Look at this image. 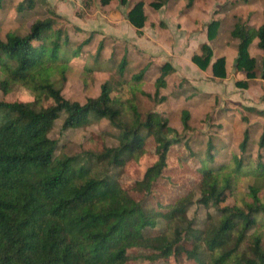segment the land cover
Segmentation results:
<instances>
[{
    "label": "trees",
    "instance_id": "obj_1",
    "mask_svg": "<svg viewBox=\"0 0 264 264\" xmlns=\"http://www.w3.org/2000/svg\"><path fill=\"white\" fill-rule=\"evenodd\" d=\"M165 2L152 0L149 5L158 9ZM192 5L193 0H188L186 8ZM17 6L22 9L23 3ZM145 15L144 3L138 1L127 19L139 30ZM218 25L217 20L207 24L209 40ZM231 36L239 40L236 68L248 78L256 75L255 58L248 52L249 44L256 40L262 51L260 76L264 79V23L255 27L236 22ZM91 40L92 36L80 43L70 40L60 28H54L51 18L34 19L25 34L8 31L4 38L0 35V72L4 75L0 89L6 94L13 83H19L34 96L31 101L0 99V264H143L139 263L142 257H149L144 264H159L171 255L179 261L181 252L192 264H264V131L256 141L244 131L238 152L217 165L223 145L217 147L211 138L203 154L188 150L184 161H192L190 167L198 174L193 183L200 193L196 202L219 211L203 229L193 227L186 214L194 202L191 187L178 190V200L166 212L149 211L145 199L131 194L134 187L122 185L114 175L93 174L90 166L79 162L78 155L55 156L56 142L48 133L62 113L63 128L105 118L120 130L118 145L104 149L98 157L115 167L132 158L139 160L149 139L153 140L155 161L134 183L148 196L152 185L165 178L170 154L181 149L182 138L168 126L164 112L151 110L144 118L138 112L136 94L150 95L142 91V71L127 78L126 55L114 67L123 80L121 91L104 82L100 93L83 104L62 95L72 60ZM102 49L100 41L94 55L96 67L83 64L86 75L104 68L100 66ZM212 56L211 46L202 43L192 61L201 69L210 65L215 77H225V57L212 61ZM110 61H114L112 56L106 62ZM171 69L163 65L155 80L152 99L156 102L165 100L159 91ZM124 88L130 97H124ZM246 108L264 116V109ZM181 114L183 129H189V111L183 109ZM250 144L257 146L255 156L248 150ZM195 155H200L197 162ZM248 175L254 178L248 186L250 200L221 207L229 196L236 197L239 178Z\"/></svg>",
    "mask_w": 264,
    "mask_h": 264
},
{
    "label": "rangeland",
    "instance_id": "obj_2",
    "mask_svg": "<svg viewBox=\"0 0 264 264\" xmlns=\"http://www.w3.org/2000/svg\"><path fill=\"white\" fill-rule=\"evenodd\" d=\"M138 1H142L146 7L145 24L139 30L127 19L128 11ZM151 1L3 0L0 6V35L4 38L8 31L25 34L34 19L51 18L54 28H60L76 43L92 36V40L83 46V53L72 60L61 91L65 98L81 104L90 97H96L104 82L121 91L123 80L114 67L126 55L130 67L127 78L142 71L141 88L150 95L140 92L136 94V106L141 117L144 118L151 110L164 112L168 117V126L182 138L181 149L170 154L168 168L164 172L165 178L152 185V192L148 196L144 188L134 185L140 180L148 164L155 161L152 139H149L146 153L139 160L132 158L124 166L115 167L106 160L99 159L98 155L104 149L118 145L120 130L105 118L81 127L63 128L65 116L62 113L48 133L56 142L55 156L78 155L79 162L90 166L93 174L114 175L122 185H130L131 189L134 187L131 194L137 199H145L149 211L155 209L158 213L166 212L168 205L178 200V190L191 187L194 202L189 205L186 214L193 222V227L203 229L218 217L219 211L214 206L206 207L196 202L200 193L198 184L193 183L198 174L190 167L193 162L188 164L184 158L188 157V150L203 154L207 140L211 138L217 147L223 145L214 164L228 162L231 155L238 152V144L244 131L254 141L264 131V116L246 108H264V79L260 76L262 52L255 42L249 44L248 52L256 61V75L248 78L245 71L236 68L239 40L231 36L236 22L255 27L264 23V0H193V9L192 6L186 8L188 0H166L158 9L149 5ZM19 3H23L22 9L17 8ZM179 15L183 16L181 22ZM212 20L219 21V25L214 38L209 40L207 24ZM133 40L135 47H132ZM137 40L142 42L141 46L143 40L149 42L146 51L138 48ZM100 41L103 42L100 66L104 68H95L86 75L83 64L97 66L94 55ZM202 43L211 46L214 56L212 61L217 57H225V77H215L210 65L201 69L192 61V55L198 53L194 50ZM111 56L114 61L106 62ZM165 64L174 67L176 72L171 69L166 74V85L159 91V97L163 96L165 100L156 102L152 99L155 80L161 74V65ZM3 78L4 75L0 72V80ZM239 81H244L247 85L239 86ZM123 92L125 98L130 97L125 88ZM2 98L31 101L34 96L28 88L13 83L6 94L0 89V99ZM183 109L190 113L189 129H183L182 126ZM128 116L130 113H127ZM167 134L172 137L174 133L167 131ZM248 150L255 156L257 146L250 144ZM193 158L197 162L200 155ZM253 182L254 178L249 175L240 177L236 197L229 196L220 206L249 201L248 186ZM157 203L162 207L156 208ZM148 262L149 257H142L139 261L143 264ZM159 264H192V261H188L181 252L179 261L171 255L165 260L162 258Z\"/></svg>",
    "mask_w": 264,
    "mask_h": 264
},
{
    "label": "crops",
    "instance_id": "obj_3",
    "mask_svg": "<svg viewBox=\"0 0 264 264\" xmlns=\"http://www.w3.org/2000/svg\"><path fill=\"white\" fill-rule=\"evenodd\" d=\"M174 2H176V1H174ZM191 9H193V5H192ZM144 10H146L145 5H144ZM145 14H146V13H145ZM182 17H183V16H180V15L178 16L179 22H181ZM135 36H136V35H135ZM140 38H141V37H138V40H141ZM233 38H234V37H233ZM138 40H137V43H138V45H139L138 48L142 49L143 51H146V50H147V47H146V46H149V45H150L149 42L146 41V40H143V41H144V42H143V46H144V47H143V46H141V43H142V42H141V41L139 42ZM132 42H133V43H132V47H135V40H133ZM253 42L256 43V40H253ZM153 43H154V47H156V46H155V42H153ZM255 45H256V44H255ZM199 46H200V45H198V47H196L197 50L195 49L194 51L198 52ZM256 46H257V45H256ZM258 49H259V48H258ZM259 50H260V49H259ZM260 51H261V50H260ZM214 52H215V51H214ZM261 52H262V51H261ZM212 57H214V56H212ZM217 58H218V57H217ZM161 66H163V65H161ZM225 66L227 67V64H225ZM172 67H173V66H172ZM160 68H161V67H160ZM172 69H173L174 72H176V69H175L174 67H173ZM263 109H264V108H263Z\"/></svg>",
    "mask_w": 264,
    "mask_h": 264
}]
</instances>
